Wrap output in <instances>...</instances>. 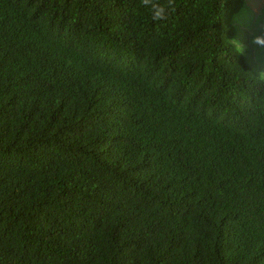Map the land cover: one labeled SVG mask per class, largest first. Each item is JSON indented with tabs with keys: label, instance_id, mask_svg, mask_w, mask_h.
<instances>
[{
	"label": "trees",
	"instance_id": "16d2710c",
	"mask_svg": "<svg viewBox=\"0 0 264 264\" xmlns=\"http://www.w3.org/2000/svg\"><path fill=\"white\" fill-rule=\"evenodd\" d=\"M167 2L0 0V264H264L245 0Z\"/></svg>",
	"mask_w": 264,
	"mask_h": 264
},
{
	"label": "rangeland",
	"instance_id": "374dc122",
	"mask_svg": "<svg viewBox=\"0 0 264 264\" xmlns=\"http://www.w3.org/2000/svg\"><path fill=\"white\" fill-rule=\"evenodd\" d=\"M232 24L236 31L230 43L244 52L250 67L259 76L264 75V57L257 38L264 26V0H245L239 13L234 15Z\"/></svg>",
	"mask_w": 264,
	"mask_h": 264
},
{
	"label": "clouds",
	"instance_id": "9594fccd",
	"mask_svg": "<svg viewBox=\"0 0 264 264\" xmlns=\"http://www.w3.org/2000/svg\"><path fill=\"white\" fill-rule=\"evenodd\" d=\"M142 4H147L148 0H141ZM171 6V0H168L167 4L153 5V10L151 12V18L153 21H162L167 18L166 8ZM257 43L264 44V40L257 38Z\"/></svg>",
	"mask_w": 264,
	"mask_h": 264
}]
</instances>
